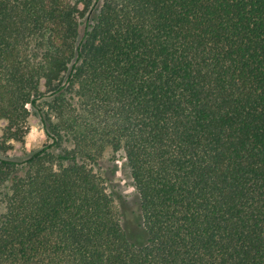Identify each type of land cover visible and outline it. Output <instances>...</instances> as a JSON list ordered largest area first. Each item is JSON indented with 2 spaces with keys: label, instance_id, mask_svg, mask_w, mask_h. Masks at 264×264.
Segmentation results:
<instances>
[{
  "label": "trees",
  "instance_id": "1",
  "mask_svg": "<svg viewBox=\"0 0 264 264\" xmlns=\"http://www.w3.org/2000/svg\"><path fill=\"white\" fill-rule=\"evenodd\" d=\"M0 264H264V0H0Z\"/></svg>",
  "mask_w": 264,
  "mask_h": 264
},
{
  "label": "rangeland",
  "instance_id": "2",
  "mask_svg": "<svg viewBox=\"0 0 264 264\" xmlns=\"http://www.w3.org/2000/svg\"><path fill=\"white\" fill-rule=\"evenodd\" d=\"M5 123H2V126H5ZM29 130L26 134L25 142L24 144H19L15 146L14 151L10 153L12 157L15 158H24L27 155L32 154L33 152L40 149L43 145H45L48 141V137L46 135V132L43 128V125L40 121V119L37 116H33L30 118L28 122ZM110 150H107L106 157L104 161L108 160L110 156ZM116 164L118 166V172H117V183H120L121 185H126V189H128L129 192L132 191L131 188L128 187L129 181L125 180V177L122 174V161L116 160ZM114 167V168H117ZM128 182V183H127ZM127 191V190H126Z\"/></svg>",
  "mask_w": 264,
  "mask_h": 264
}]
</instances>
